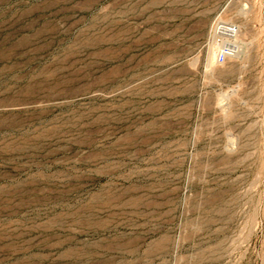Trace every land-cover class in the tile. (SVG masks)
Segmentation results:
<instances>
[{
  "label": "rangeland",
  "instance_id": "1",
  "mask_svg": "<svg viewBox=\"0 0 264 264\" xmlns=\"http://www.w3.org/2000/svg\"><path fill=\"white\" fill-rule=\"evenodd\" d=\"M0 264H264V0H0Z\"/></svg>",
  "mask_w": 264,
  "mask_h": 264
},
{
  "label": "built area",
  "instance_id": "2",
  "mask_svg": "<svg viewBox=\"0 0 264 264\" xmlns=\"http://www.w3.org/2000/svg\"><path fill=\"white\" fill-rule=\"evenodd\" d=\"M216 33L229 38H232L236 34V27L226 24H218L216 26ZM232 46L230 44H224L221 51L218 54L217 62L223 64L228 57L232 56Z\"/></svg>",
  "mask_w": 264,
  "mask_h": 264
},
{
  "label": "bare ground",
  "instance_id": "3",
  "mask_svg": "<svg viewBox=\"0 0 264 264\" xmlns=\"http://www.w3.org/2000/svg\"><path fill=\"white\" fill-rule=\"evenodd\" d=\"M228 44H230L231 46H232V50H233V52H234V50H235V48H234V45L232 44V43H228ZM226 45V44H225ZM232 52V53H233Z\"/></svg>",
  "mask_w": 264,
  "mask_h": 264
}]
</instances>
